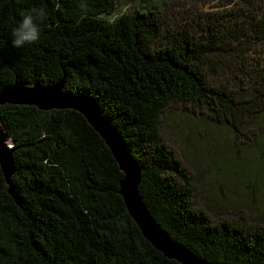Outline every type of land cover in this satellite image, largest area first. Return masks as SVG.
I'll return each mask as SVG.
<instances>
[{
	"label": "trees",
	"instance_id": "1",
	"mask_svg": "<svg viewBox=\"0 0 264 264\" xmlns=\"http://www.w3.org/2000/svg\"><path fill=\"white\" fill-rule=\"evenodd\" d=\"M121 0H0V88L15 79L62 82L97 106L140 169L139 194L155 221L216 264H264V223L212 220L158 133L169 106L206 108L234 134L264 113V0H237L229 14H202L172 30L151 0L111 15ZM43 13L39 39L13 48L25 12ZM247 53L246 72L235 60ZM231 74L226 85L215 76ZM13 149L9 193L0 168V264H181L146 240L119 194L123 173L109 146L73 109L0 106Z\"/></svg>",
	"mask_w": 264,
	"mask_h": 264
},
{
	"label": "rangeland",
	"instance_id": "2",
	"mask_svg": "<svg viewBox=\"0 0 264 264\" xmlns=\"http://www.w3.org/2000/svg\"><path fill=\"white\" fill-rule=\"evenodd\" d=\"M132 1V0H130ZM118 1L111 19L132 8ZM159 4L172 30L196 24L202 14L230 13L237 0H151ZM236 64L253 71L247 53L239 52ZM227 83L228 72L215 76ZM230 77V78H229ZM209 111L189 103L169 106L158 119V133L182 163L195 187L194 205L212 220L242 217L249 224L264 223V113L249 119L234 134L229 125H217ZM9 143V141H8Z\"/></svg>",
	"mask_w": 264,
	"mask_h": 264
},
{
	"label": "water",
	"instance_id": "3",
	"mask_svg": "<svg viewBox=\"0 0 264 264\" xmlns=\"http://www.w3.org/2000/svg\"><path fill=\"white\" fill-rule=\"evenodd\" d=\"M4 104L33 105L41 110L73 109L81 113L98 135L109 146L112 155L123 173L119 182V194L131 218L138 225L143 237L167 258L181 264H216L208 262L189 251L185 246L173 240L147 211L139 194L140 169L133 159L120 133L106 119L97 106L82 96L68 94L62 90V82L51 86L33 85L17 80L0 88V106ZM0 122V168L9 193L17 204H21L19 195L10 185L15 172L12 158L13 149Z\"/></svg>",
	"mask_w": 264,
	"mask_h": 264
},
{
	"label": "clouds",
	"instance_id": "4",
	"mask_svg": "<svg viewBox=\"0 0 264 264\" xmlns=\"http://www.w3.org/2000/svg\"><path fill=\"white\" fill-rule=\"evenodd\" d=\"M43 13L35 11L25 12L10 31L11 44L13 48L22 49L26 45L35 43L40 37V26L38 19Z\"/></svg>",
	"mask_w": 264,
	"mask_h": 264
}]
</instances>
